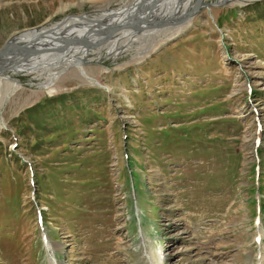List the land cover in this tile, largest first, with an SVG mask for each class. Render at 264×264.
<instances>
[{
    "label": "rangeland",
    "instance_id": "1",
    "mask_svg": "<svg viewBox=\"0 0 264 264\" xmlns=\"http://www.w3.org/2000/svg\"><path fill=\"white\" fill-rule=\"evenodd\" d=\"M153 1L0 0V48L66 14ZM90 60L51 89L12 68L22 84L0 79V264H257L264 0L201 8L139 63Z\"/></svg>",
    "mask_w": 264,
    "mask_h": 264
},
{
    "label": "bare ground",
    "instance_id": "2",
    "mask_svg": "<svg viewBox=\"0 0 264 264\" xmlns=\"http://www.w3.org/2000/svg\"><path fill=\"white\" fill-rule=\"evenodd\" d=\"M88 1L107 3L111 0ZM192 1L193 0H154L152 5H149L152 10L147 13L142 11L140 14L137 13V8L140 9L141 7V9H143L144 6H142V3L137 5V8L135 9H131L132 7H126L123 9L107 8L105 10L94 9L71 17H69L70 14H66L58 20V24L53 22L22 31L14 35L13 38L10 36L6 43L1 47L3 48L2 51L6 52L0 57V79L9 78L17 84H22L18 79L11 78L4 72L5 70H10L12 68L15 71L20 70L23 72V75L34 73V77H38L36 79H39L40 81L37 83H28H33L42 89H51L54 86L56 79L60 76L59 74H62L59 73V71H62L65 67H69L70 64L74 66L78 65L79 67L81 63L80 57H88L89 55V60H100L102 57H111L112 59H115L128 54L131 56V61H136L141 59L146 53L154 48L155 44L158 42L159 36H166L171 29V34H173L184 28L190 22V17L193 16L191 13L194 10L197 11V9L204 8L210 3L219 4L224 1L235 3L238 0H215L212 2H206L203 0ZM184 4L186 8L184 7ZM145 9L148 10V7ZM120 10L122 12L126 11L124 14L125 16H120V14H109ZM95 14L107 15L104 18H101ZM89 18L93 20L86 22ZM101 20H105L104 23L101 22ZM168 20L174 23L167 27L163 23L166 21L169 22ZM79 21L84 22L83 24H80ZM158 22L162 23H159L157 26L156 24ZM84 31L95 32V36L92 39V36L90 37L87 35L88 33L83 34ZM96 35L99 37V40ZM149 36H151L150 38L153 41L149 47H145V42L143 41L144 39H148ZM36 40H40L39 42L41 43L42 48L46 49L39 55H34L37 51H34L33 49L28 50L30 48L25 49L23 47L25 43L32 44ZM97 40L98 49L96 50L87 48L84 44L94 43ZM136 43L138 44L135 45ZM21 44L22 47L19 50L7 52L8 49L15 48ZM81 46L84 48H80ZM62 59L64 63L60 64L59 61ZM56 66L58 68H56L57 70L54 69ZM47 70H49V72L45 75L44 72ZM259 225L260 224L257 223L261 236H263L262 232L264 230L262 231V227ZM46 241L49 240L45 237L44 242ZM260 243L259 239V244ZM263 247L264 244L262 248ZM258 257L259 260L257 264H264V251L259 250Z\"/></svg>",
    "mask_w": 264,
    "mask_h": 264
},
{
    "label": "water",
    "instance_id": "3",
    "mask_svg": "<svg viewBox=\"0 0 264 264\" xmlns=\"http://www.w3.org/2000/svg\"><path fill=\"white\" fill-rule=\"evenodd\" d=\"M217 4H215V3H210V4H208L206 7H204V8H209L210 6H216ZM76 8H81V7H78L77 5L75 6ZM196 8H198V7H196ZM203 8V7H202ZM201 9V8H200ZM200 9H197V11L196 10H194L191 14H195L196 12H198V10H200ZM58 21V20H57ZM169 22H164L163 24L164 25H166V26H168V25H171V24H173L174 22H171L170 20H168ZM59 23V21L58 22H56V24H58ZM159 23H162V22H158L156 25L158 26V24ZM180 35V31L179 32H174L172 35H170L169 37H167L166 39H164V40H162L160 43H158V44H156V46H154V48L153 49H151L148 53H146L141 59H139L138 61H136V63H139V62H141L142 60H144L145 58H147V57H149V55L151 54V53H153V52H156V51H158V50H160L162 47H164L168 42H170V41H174V40H176V38L178 37ZM80 40V39H79ZM40 40H36L35 42H33L32 44H29V43H25L24 45H23V47L25 48V49H28V48H30V49H28V50H34V51H37V52H35L34 53V55L35 54H37V55H39V54H41L44 50H46V49H44V48H42V46H41V43L39 42ZM38 42V43H37ZM36 43V44H35ZM33 45H34V48H33ZM43 45V44H42ZM22 47V44L21 45H19V46H17V47H15V48H11V49H8L7 50V52H11L12 50H19L20 48ZM2 49L3 48H0V57L2 56V55H4V53L6 52V51H2ZM42 50V51H41ZM3 53V54H2ZM80 62H81V64L83 65V64H86V63H88L89 62V60H87L86 58H82V57H80Z\"/></svg>",
    "mask_w": 264,
    "mask_h": 264
}]
</instances>
